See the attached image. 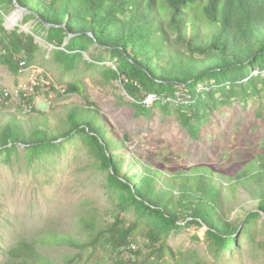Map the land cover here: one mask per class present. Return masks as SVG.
<instances>
[{"label":"trees","instance_id":"1","mask_svg":"<svg viewBox=\"0 0 264 264\" xmlns=\"http://www.w3.org/2000/svg\"><path fill=\"white\" fill-rule=\"evenodd\" d=\"M4 3L19 4L48 26L49 39L57 47L55 59L67 64L68 70L74 69L90 45L119 57L117 69L110 72L123 80L136 100L137 116L150 111L142 104L144 94L192 102L180 107L189 109L190 115H180L194 136L197 125L209 115L203 95H211L200 92V85L230 83V90L225 86L219 90L227 100L247 101L264 91L251 75L253 70L264 71V0H0V7ZM2 24L0 14L4 50L0 63L20 74L32 67L39 46L32 35L8 33ZM65 91L77 92L73 84ZM21 97L25 108L4 112L1 96L0 151L23 148L34 157L58 149L61 141L86 136L100 168L108 172L109 187L119 193L118 208L138 209L148 219L144 235L161 256L168 236L183 224L204 228L222 251L236 244L241 229L249 231L264 217V151L246 156L227 170L208 164L171 170L147 163L137 154L127 165L123 156L115 155L117 149L125 148L126 140L110 130L112 126L97 108L70 104L49 115L36 109L32 96L22 93ZM126 165L139 172L130 174ZM240 190L256 204L254 210L241 201ZM236 207L242 208L244 216L238 213L240 218L231 220ZM80 225L84 241L55 230L20 239L6 251L5 264H89L99 252L131 249L141 232L136 223L128 226L120 214H114L111 223L92 217L83 218ZM65 247L78 252L64 254L61 260L51 253L53 248Z\"/></svg>","mask_w":264,"mask_h":264},{"label":"rangeland","instance_id":"2","mask_svg":"<svg viewBox=\"0 0 264 264\" xmlns=\"http://www.w3.org/2000/svg\"><path fill=\"white\" fill-rule=\"evenodd\" d=\"M0 14L8 33L32 35L39 46L32 67L20 74L0 63L2 111L25 108L22 93L32 96L36 109L49 115L61 112L66 105L88 103L106 117L111 131L126 140L125 148L117 149L115 155L123 156L127 165L137 154L147 163L165 165L171 170L200 164L227 170L246 156L264 151V91L247 101L227 100L219 90L224 86L230 90V83L217 85L211 81L200 85V92L211 95H203L209 115L197 125L194 136L180 115H190L189 109L180 107L192 102L154 94L156 99L148 106L144 100L150 93L144 94L142 104L150 111H141L137 116L136 100L127 92L123 80L110 72L117 69L119 57L90 45L74 69L68 70L67 64L55 59L57 47L49 39L48 26L9 3L0 7ZM70 39H66L64 47ZM3 53L0 46V54ZM251 75L258 78L262 89L264 71L253 70ZM69 84L75 85L76 93L65 91ZM127 165L124 169L130 174L139 172V168L127 169ZM239 193L248 210H254L256 204L242 190ZM118 206L119 193L109 187L108 172L100 168L84 135L61 141L58 149L34 157L23 148L9 153L0 151V264H5L6 251L17 240L35 239L55 230L72 233L84 241L85 237L79 234L84 229L80 225L83 218L94 217L107 224L113 222L114 214H120L128 226L136 223L141 232L136 234L131 249L99 252L89 264H264V217L258 218L249 231L241 229L235 236L236 244L222 251L217 250L204 228L183 224L168 236L161 256L144 235L148 219L138 209L120 210ZM234 212L231 220L244 216L241 207ZM156 247L159 249L160 245ZM53 252L61 260L64 254L75 255L78 250L65 247L53 248ZM88 255L85 254V261Z\"/></svg>","mask_w":264,"mask_h":264},{"label":"bare ground","instance_id":"3","mask_svg":"<svg viewBox=\"0 0 264 264\" xmlns=\"http://www.w3.org/2000/svg\"><path fill=\"white\" fill-rule=\"evenodd\" d=\"M155 99H156V95H153V94L150 95L149 94V96L145 99L144 103L148 106L152 105L154 103ZM0 103H1V94H0Z\"/></svg>","mask_w":264,"mask_h":264},{"label":"water","instance_id":"4","mask_svg":"<svg viewBox=\"0 0 264 264\" xmlns=\"http://www.w3.org/2000/svg\"><path fill=\"white\" fill-rule=\"evenodd\" d=\"M16 5H17V7H18L19 9H21L22 11L29 12L27 9H25V8H23V7H21V6H19L17 3H16ZM70 37H73V36H70Z\"/></svg>","mask_w":264,"mask_h":264},{"label":"built area","instance_id":"5","mask_svg":"<svg viewBox=\"0 0 264 264\" xmlns=\"http://www.w3.org/2000/svg\"><path fill=\"white\" fill-rule=\"evenodd\" d=\"M40 80H42L41 78H40ZM43 81V80H42Z\"/></svg>","mask_w":264,"mask_h":264}]
</instances>
